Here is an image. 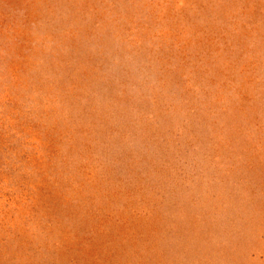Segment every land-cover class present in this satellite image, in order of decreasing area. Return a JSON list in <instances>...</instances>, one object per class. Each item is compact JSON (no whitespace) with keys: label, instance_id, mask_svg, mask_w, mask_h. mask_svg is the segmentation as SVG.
<instances>
[{"label":"rangeland","instance_id":"1","mask_svg":"<svg viewBox=\"0 0 264 264\" xmlns=\"http://www.w3.org/2000/svg\"><path fill=\"white\" fill-rule=\"evenodd\" d=\"M0 264H264V0H0Z\"/></svg>","mask_w":264,"mask_h":264}]
</instances>
